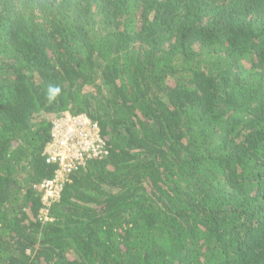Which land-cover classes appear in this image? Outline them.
I'll return each mask as SVG.
<instances>
[{
	"label": "trees",
	"instance_id": "trees-1",
	"mask_svg": "<svg viewBox=\"0 0 264 264\" xmlns=\"http://www.w3.org/2000/svg\"><path fill=\"white\" fill-rule=\"evenodd\" d=\"M0 264H264V0H0Z\"/></svg>",
	"mask_w": 264,
	"mask_h": 264
},
{
	"label": "built area",
	"instance_id": "built-area-1",
	"mask_svg": "<svg viewBox=\"0 0 264 264\" xmlns=\"http://www.w3.org/2000/svg\"><path fill=\"white\" fill-rule=\"evenodd\" d=\"M50 137L43 156L47 164L55 166L54 172L34 185L44 205L59 199L72 172L85 167L89 159L106 152L98 124L85 114L66 113L55 118Z\"/></svg>",
	"mask_w": 264,
	"mask_h": 264
},
{
	"label": "clouds",
	"instance_id": "clouds-1",
	"mask_svg": "<svg viewBox=\"0 0 264 264\" xmlns=\"http://www.w3.org/2000/svg\"><path fill=\"white\" fill-rule=\"evenodd\" d=\"M38 192V191H37ZM39 193V192H38Z\"/></svg>",
	"mask_w": 264,
	"mask_h": 264
}]
</instances>
